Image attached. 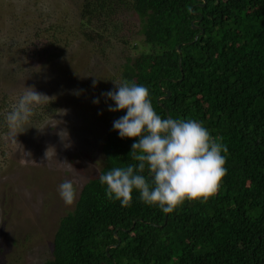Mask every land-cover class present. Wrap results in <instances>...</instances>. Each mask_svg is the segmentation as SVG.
<instances>
[{
  "label": "trees",
  "instance_id": "obj_1",
  "mask_svg": "<svg viewBox=\"0 0 264 264\" xmlns=\"http://www.w3.org/2000/svg\"><path fill=\"white\" fill-rule=\"evenodd\" d=\"M202 1L83 0L79 32L102 40L126 12L152 54L172 61L136 72L127 54L118 82L147 87L158 115L202 122L227 147L218 191L207 202L185 200L165 219L135 190L130 206L108 199L99 176L138 164L129 156L138 140L113 130L126 109L112 112L101 167L58 219L41 264H264V0Z\"/></svg>",
  "mask_w": 264,
  "mask_h": 264
},
{
  "label": "rangeland",
  "instance_id": "obj_2",
  "mask_svg": "<svg viewBox=\"0 0 264 264\" xmlns=\"http://www.w3.org/2000/svg\"><path fill=\"white\" fill-rule=\"evenodd\" d=\"M82 1L0 0V264L50 258L58 219L74 205H65L58 186L73 180L77 198L98 173L112 121L101 94L118 82L124 57L136 72L155 61L172 63L142 43L126 12L102 40L86 39L79 32ZM33 86L52 101L35 110L13 142L6 114Z\"/></svg>",
  "mask_w": 264,
  "mask_h": 264
},
{
  "label": "clouds",
  "instance_id": "obj_3",
  "mask_svg": "<svg viewBox=\"0 0 264 264\" xmlns=\"http://www.w3.org/2000/svg\"><path fill=\"white\" fill-rule=\"evenodd\" d=\"M113 83L114 90L101 95L115 102L109 111L126 109V115L113 122V130L118 131L121 139L138 140L129 153L138 164L113 167L99 176L100 183L106 186L108 199L127 207L135 190L142 202L156 205L166 214L185 200L207 202L216 194L226 174V158L222 153L227 152V147L202 122L191 118H162L152 105L147 87L126 80ZM51 101L52 97L38 92L34 86L24 87L5 117L13 142L25 131L35 110ZM93 103L98 104L99 100ZM146 169L148 176L144 175ZM58 194L65 205H73L77 195L75 182L63 181L58 186Z\"/></svg>",
  "mask_w": 264,
  "mask_h": 264
},
{
  "label": "water",
  "instance_id": "obj_4",
  "mask_svg": "<svg viewBox=\"0 0 264 264\" xmlns=\"http://www.w3.org/2000/svg\"><path fill=\"white\" fill-rule=\"evenodd\" d=\"M204 3H205V1L203 0V1L201 2V4H199V5L202 6V5H204ZM190 25H191V28H193V29H195V28L198 27L197 25H194L192 21L190 22ZM200 33H202V29H200V30H199V33H197V34L194 36L193 40H195V39L197 38L198 34H200ZM176 49H177V51H178V46H176ZM178 64H179V59H178ZM168 95H169V91H166V93H165V95H164L163 97H167ZM166 215H167V214L164 213V219L166 218ZM115 238H116V243H118V242H119V238H118L117 236H115ZM115 245H116V244H115ZM115 245H113V246H115ZM108 247H109V246H108ZM108 247H106L105 250H107Z\"/></svg>",
  "mask_w": 264,
  "mask_h": 264
}]
</instances>
